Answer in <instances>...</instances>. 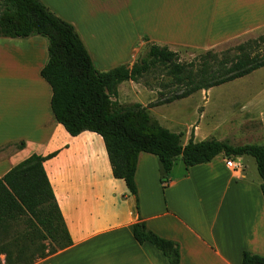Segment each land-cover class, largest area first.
I'll use <instances>...</instances> for the list:
<instances>
[{
	"label": "crops",
	"instance_id": "obj_1",
	"mask_svg": "<svg viewBox=\"0 0 264 264\" xmlns=\"http://www.w3.org/2000/svg\"><path fill=\"white\" fill-rule=\"evenodd\" d=\"M212 1L218 8L219 0ZM223 1L229 14L220 15L221 24H215L217 16L215 23L207 21L205 28L192 27L187 22L182 28L187 32L179 39L172 34L163 39L128 29L136 9L132 6L131 13L125 0L118 17L102 13L100 4L96 7L101 13L99 18H109V24L96 29L100 46L91 36L89 23L82 28L79 21L74 24L72 18L57 11L74 27L93 65L97 61L109 68L104 62L116 59L117 55H121L120 62H125L141 38L159 46L207 43L210 47L230 36L264 28V0ZM50 9L54 10L51 6ZM111 18L126 23L121 53L117 49L120 37L111 26ZM27 39L20 44L0 37V178L33 154L46 156L56 152L43 167L72 240L69 247L36 259L33 264H169L151 244L134 240L132 225L139 218L148 230L179 245L181 264H242L243 252L264 255L261 180L247 179L246 156L231 159L239 165L237 170L228 168L227 159L218 155L206 164L188 169L183 165L178 177L171 176L175 159L168 181L161 184L154 156L141 153L134 176L136 208V198L130 195L124 181L113 178L100 136L84 131L72 137L55 122L50 110L51 90L39 74L47 60V49L41 39ZM29 81L35 84L31 83L35 87L32 96L27 87ZM238 108L232 115H243L246 119L242 123L258 121L260 133L250 137L264 141V108L255 101H246ZM227 128L229 133L236 130ZM226 139L221 137L217 141ZM191 201L196 215L189 212Z\"/></svg>",
	"mask_w": 264,
	"mask_h": 264
},
{
	"label": "trees",
	"instance_id": "obj_2",
	"mask_svg": "<svg viewBox=\"0 0 264 264\" xmlns=\"http://www.w3.org/2000/svg\"><path fill=\"white\" fill-rule=\"evenodd\" d=\"M47 41V60L40 77L51 90L50 110L56 123L72 137L84 131L100 136L113 178L123 180L136 198L134 180L141 153L153 155L160 166V183H166L177 157L186 169L211 162L216 156L254 159L264 198V145H232L214 139L185 145L181 133L160 126L139 103L122 105L118 86L147 75H160L159 100L154 106L185 99L200 91L232 82L264 68V35L221 53L207 51L190 62L176 52L151 43L131 67L119 65L98 71L74 27L51 12L40 0H0V37ZM169 94L168 96L165 95ZM56 152L31 155L0 178V256L4 264H33L72 244L43 167ZM139 243H149L169 264H181L179 245L148 230L139 218L132 225ZM53 246L47 251L42 242ZM38 255H33V248ZM242 264H264V255L242 253ZM1 264V261H0Z\"/></svg>",
	"mask_w": 264,
	"mask_h": 264
},
{
	"label": "rangeland",
	"instance_id": "obj_3",
	"mask_svg": "<svg viewBox=\"0 0 264 264\" xmlns=\"http://www.w3.org/2000/svg\"><path fill=\"white\" fill-rule=\"evenodd\" d=\"M40 1L60 18L62 16L59 11H62L63 14H66L74 20L71 21L74 22V24H77V21H79L81 26L83 25L82 28L89 23V25H91V36H93L94 41L98 43L99 46L100 43L97 38L98 35L96 29L109 24V18H107V16H102L104 18L101 20L99 18L100 12L97 11L98 9H96V7L101 4L103 6V9L101 10L102 13L118 17V10L121 9L123 3V0H100L99 3L97 1H91L90 3L86 0ZM125 3L126 5L128 4L130 12L132 6L136 9L135 17L128 29L134 30L135 28L141 32H146L163 39H169L172 35L174 38L179 39L184 36V32H187V30L182 29L185 27L184 25L190 24L192 27L196 26L202 28L207 21L208 24L215 23L216 16L217 22L215 24H221L223 21H221L220 15L223 14L225 17L229 14V10L223 0H219L218 8L212 0H125ZM49 5L54 8V10L50 9ZM57 9H59V11H57ZM207 15H209V17L206 19ZM62 19L64 18L62 17ZM111 26L115 27L114 30L120 37L117 46V49L120 52V43L123 41L121 40V37L123 29L126 28V23L122 19H112ZM170 34L172 35L169 36ZM263 35L264 28L237 37L230 36L231 38L229 37L227 40L221 41L219 44L210 47L207 43V46L205 45L206 47L192 44H161L160 46H166L169 50L176 52L180 62L185 63L192 61L207 51L221 53L227 50H233L238 45L250 40H257ZM29 39H41L44 41L47 49V41L45 38L31 36ZM27 40L13 39V42L23 44ZM151 43L152 42H150L148 38H141L138 43L136 42L134 44L131 54H129L127 60L123 63L120 62L121 55H117L115 56L116 59H108L104 62L105 66H110L109 68H103V64L100 65L99 63H96L97 61L94 62V65L97 70L101 72L108 71L119 65H127L128 67H131L133 63L142 57L147 49V45ZM262 47L264 48V44H262ZM100 48L102 49V47ZM111 52L114 51L112 50ZM106 53L108 55V52ZM115 53H109V55H114ZM114 63L116 66L113 65ZM160 78L161 76L156 74L147 75L137 83L131 81L123 82L118 86V97L116 100L122 105L139 103L144 107H147L149 115L156 120L160 126L168 129L170 132L183 134V144H185V142L191 137L193 128H196L195 142L208 139L218 140L221 137H226V140L232 145H264V141H260V139L256 141V139L250 137L254 133H260L258 121L252 120L251 122L242 123V121H245L246 119L243 115H232L236 114L239 110L238 107L246 101H255L258 106L264 108V68H260L251 74L232 82L213 87L210 91L208 90L209 92L200 91L185 99L177 100L169 104L154 106V103L159 100L158 93L161 91L158 85ZM29 82V86L27 87L30 96H32L35 92V87L31 85V83L34 84L32 81ZM164 93L166 96L169 95L166 94L167 92ZM202 112L205 113L202 115ZM228 126L233 127L236 130L233 129L234 131L229 133ZM235 138H237V141ZM154 159L158 165V176L160 179L159 163L156 157H154ZM245 159L247 161V179L255 180L259 176L256 171L254 159L250 156H246ZM182 169L183 164L181 157H177L171 176L178 177L182 172ZM188 209L190 213L194 211L193 214L196 215V210H194L192 201L189 203ZM42 245L46 247V251L53 246L49 241L42 242ZM33 250L36 251L33 255L37 256L39 253L37 250L41 251V248L39 249L38 247H35ZM0 261L1 264H4L3 256H0Z\"/></svg>",
	"mask_w": 264,
	"mask_h": 264
},
{
	"label": "built area",
	"instance_id": "obj_4",
	"mask_svg": "<svg viewBox=\"0 0 264 264\" xmlns=\"http://www.w3.org/2000/svg\"><path fill=\"white\" fill-rule=\"evenodd\" d=\"M225 164L228 168H231L233 170H237L239 168V165L235 164L231 159H227Z\"/></svg>",
	"mask_w": 264,
	"mask_h": 264
}]
</instances>
